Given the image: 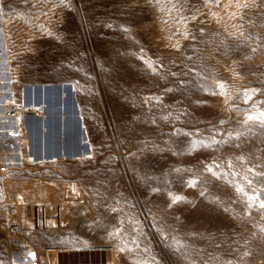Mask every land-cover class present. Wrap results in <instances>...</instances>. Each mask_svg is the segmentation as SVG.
<instances>
[{
  "label": "rangeland",
  "instance_id": "rangeland-1",
  "mask_svg": "<svg viewBox=\"0 0 264 264\" xmlns=\"http://www.w3.org/2000/svg\"><path fill=\"white\" fill-rule=\"evenodd\" d=\"M65 4L0 0V264H264V0Z\"/></svg>",
  "mask_w": 264,
  "mask_h": 264
},
{
  "label": "snow or ice",
  "instance_id": "snow-or-ice-1",
  "mask_svg": "<svg viewBox=\"0 0 264 264\" xmlns=\"http://www.w3.org/2000/svg\"><path fill=\"white\" fill-rule=\"evenodd\" d=\"M60 3L61 5H64V6H67L65 4V0H60ZM156 3L159 4L160 3V0H156ZM203 3L205 5V7H210L212 5H215L217 7L220 6V3H221V0H203ZM232 3L235 4V6L239 9V8H248L249 7V0H229V5H231ZM212 15L215 17V13H212ZM230 15L232 16H235V13H231ZM191 19L195 20L196 19V16L195 14L191 17ZM165 23H167V21H165ZM240 27H243L242 25ZM125 31H127V29H125ZM199 31L201 32V34H203L204 30L201 28L199 29ZM49 35H51V33H48ZM236 33H229V35H235ZM183 37L185 39H188V38H191L193 40L196 39L195 36H191L190 37V34L188 31H185L182 33ZM239 36L243 37L244 36V33L243 32H239L238 33ZM173 47L179 49V43L177 42V44L173 45ZM253 51H256V49H253ZM149 67L152 68V71H153V74H159L156 70V66L154 64H149ZM162 67V66H161ZM171 75L175 76L177 75L176 73H171ZM216 87H218L220 89V92L219 93H213L214 95L216 94H219V95H222V96H226L227 95V92H226V89H225V83L223 81H217L216 82ZM167 91H172V89H167ZM256 90L255 89H252L251 92H255ZM244 97H245V103H247L248 99H250V95H249V92L248 91H245L244 92ZM149 101L152 100V99H158V98H155V97H150L148 98ZM148 102V101H146ZM250 121H255V122H258L259 125L261 127H264V111H261L259 112L258 114L256 115H252V114H249L247 115V118L246 120L244 121V123H248ZM224 121H221V124H223ZM187 135V134H186ZM211 142L208 143V144H205L204 146L205 147H212L213 144H216V143H220L219 141H216L215 137H211L210 138ZM237 147H239V145H237ZM239 159H243V157H240ZM220 166L217 164L215 165V167H213L212 165H206L204 167V171L208 172V173H211L213 176H216V169H218ZM228 167H232L231 163L229 162L228 164ZM176 172H181V171H188L186 169H175ZM249 172H254V169H248ZM257 175H264V174H261V173H255ZM221 175H223V173H221ZM217 179H219L220 177L217 176L216 177ZM244 179L247 181L248 185L251 186L252 185V181L250 179H248L247 176L244 177ZM188 185L190 187H195L198 183L197 180L195 179H192V180H189L188 182ZM236 191L240 194H242L244 197H246V200H247V206L249 209L251 208H258L259 210H262L264 211V198L261 197L260 194H257L256 190L253 191V194L249 195L248 192L245 191V189L240 186V185H236ZM153 191H158V189H153ZM261 192H264V189H261L260 190ZM203 194V193H202ZM169 196H172V194L169 192ZM184 198L181 197V196H172V200H171V203L172 204H175V203H178L180 202L181 200H183ZM171 206V205H169ZM261 231L264 232V228H261ZM118 233H110L109 235H116ZM181 248H184L183 245H181L180 247H178L176 249V251H180ZM121 251H123V249H120ZM184 255L187 256V252L185 250L184 253H182ZM246 254V253H245ZM152 264H159V261H157L155 259V257H153V261H152ZM226 264H232L231 261H228L226 262Z\"/></svg>",
  "mask_w": 264,
  "mask_h": 264
},
{
  "label": "built area",
  "instance_id": "built-area-1",
  "mask_svg": "<svg viewBox=\"0 0 264 264\" xmlns=\"http://www.w3.org/2000/svg\"><path fill=\"white\" fill-rule=\"evenodd\" d=\"M71 189H75V183L73 182V183H71Z\"/></svg>",
  "mask_w": 264,
  "mask_h": 264
}]
</instances>
